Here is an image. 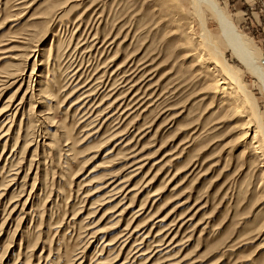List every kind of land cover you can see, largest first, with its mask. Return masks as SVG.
Masks as SVG:
<instances>
[{
    "label": "rangeland",
    "instance_id": "rangeland-1",
    "mask_svg": "<svg viewBox=\"0 0 264 264\" xmlns=\"http://www.w3.org/2000/svg\"><path fill=\"white\" fill-rule=\"evenodd\" d=\"M216 1L264 63V0ZM193 7L0 0V264H264L253 120L210 88Z\"/></svg>",
    "mask_w": 264,
    "mask_h": 264
},
{
    "label": "bare ground",
    "instance_id": "bare-ground-1",
    "mask_svg": "<svg viewBox=\"0 0 264 264\" xmlns=\"http://www.w3.org/2000/svg\"><path fill=\"white\" fill-rule=\"evenodd\" d=\"M193 2L194 11L201 19V37L199 40L200 45L204 46L210 54L209 58H204V56L201 57L199 59V63L204 67L213 66L215 71L219 73L221 81L217 80L218 83L215 81V83L210 86V88L215 92L217 90V92L223 94L225 96L223 98H225L228 103L230 101L235 104L233 106L235 107L233 109L234 113L242 115L245 114L243 112L246 109L250 110V117L253 121H250L249 119V122H252V125L249 124L250 126H248L246 124L248 127L244 128L246 131L244 135L246 139L248 138L252 142L250 143V145L252 144V148L249 150L251 157H258L259 161L255 162L259 163V166L264 169V118L262 117L261 109L259 108L260 105L254 94L246 86H244L235 69L227 63L225 54L218 46L219 44L216 43L208 28L206 16L203 11L206 10L214 18L220 28L224 43L232 52L233 57L238 60L239 64L242 65L247 70V72L258 79L264 91L263 58L253 43L237 29L233 20L220 7L216 0H193ZM190 39L191 42L195 41L193 37ZM209 71L211 73V70ZM253 124L256 127L255 131L252 129ZM252 131L253 135L251 136L250 134ZM262 230L264 231V226Z\"/></svg>",
    "mask_w": 264,
    "mask_h": 264
}]
</instances>
